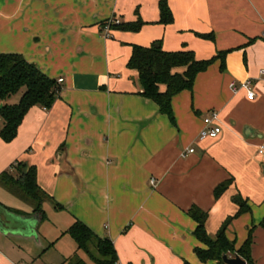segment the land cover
<instances>
[{
    "label": "crops",
    "instance_id": "0c3cea01",
    "mask_svg": "<svg viewBox=\"0 0 264 264\" xmlns=\"http://www.w3.org/2000/svg\"><path fill=\"white\" fill-rule=\"evenodd\" d=\"M160 1L0 0V53L24 56L61 88L50 110L28 112L12 142L0 136V175L18 172L19 162L35 166L52 198L41 221L0 184V264H75L76 256L95 264L67 233L77 220L113 242L117 264H220L197 256L207 246L188 212L208 213L206 230L215 238L239 211L236 196L251 211L230 224L227 237L238 250L254 228L245 261L264 264V0H168L169 25L160 23ZM115 19L143 26L108 34L102 24ZM155 42L198 60L228 52L225 69L217 60L193 91L172 99L175 122L142 95L139 74L128 67L134 46ZM233 82H250L254 99L233 92ZM210 112L222 133L200 140Z\"/></svg>",
    "mask_w": 264,
    "mask_h": 264
},
{
    "label": "trees",
    "instance_id": "16d2710c",
    "mask_svg": "<svg viewBox=\"0 0 264 264\" xmlns=\"http://www.w3.org/2000/svg\"><path fill=\"white\" fill-rule=\"evenodd\" d=\"M160 23L172 24L173 13L168 0L159 3ZM106 22L102 24L104 29ZM143 26L142 21L134 24H119L112 26V30L121 29L137 32ZM205 39L214 40L212 35L202 36ZM228 52H221L209 60H198L193 51L166 52L161 42H155L151 47L134 46L132 56L128 62L130 69L136 70L143 86L142 95L154 101L162 114L167 115L175 122L172 99L183 91H193L197 76L208 70L217 60H221V69H225V59ZM183 68V73L174 70ZM161 86L166 90L161 91ZM25 89L18 104H4L0 107V117L4 121V127L0 131L1 138L12 142L18 135V129L28 112L36 106L50 110L59 98L60 86L54 79L48 77L35 64L26 60L20 54L0 53V100L2 102L17 95ZM19 175L14 178L9 172L0 175L1 180H8L7 187L16 194H21L24 201L30 203L41 221L46 219L43 204L52 198L46 194L37 182V169L26 163H17L14 166ZM231 182L220 184L214 192L218 199L230 186ZM233 202L239 207V211L233 217L228 218L215 238L210 237L206 230L208 213L198 207H192L188 214L198 224L195 231L197 239L207 246V249H196V254L202 262L211 260L224 264L223 257L229 253L239 255L247 262H251V249L253 245L254 228H251L248 237L240 249H236L235 243L227 237L230 224L245 213L251 211L247 202L240 196L233 198ZM55 209L64 210V207L55 203ZM260 226L264 228V220ZM77 243L78 249L85 252L95 264H117L118 255L113 242L109 238H100L83 222L77 220L67 232ZM75 264H87L77 256ZM184 264H190L185 262Z\"/></svg>",
    "mask_w": 264,
    "mask_h": 264
},
{
    "label": "built area",
    "instance_id": "2783aa9c",
    "mask_svg": "<svg viewBox=\"0 0 264 264\" xmlns=\"http://www.w3.org/2000/svg\"><path fill=\"white\" fill-rule=\"evenodd\" d=\"M121 24V21L118 19L111 20L106 22L104 30L109 34L112 31V26ZM264 38V35H263ZM63 79L59 80V83H62ZM231 89L233 92H238L240 89H244L247 92V96L250 100L254 99L255 92L252 89V85L250 82H243L239 87L235 82L231 84ZM218 119V114L216 112H210L204 118V129L200 132L199 139L205 140L207 138H217L221 133L222 129L220 126L216 125V121ZM194 150L190 149L188 153H193ZM260 154L264 153V145L259 150ZM185 155V154H184ZM186 156V155H185Z\"/></svg>",
    "mask_w": 264,
    "mask_h": 264
},
{
    "label": "rangeland",
    "instance_id": "374dc122",
    "mask_svg": "<svg viewBox=\"0 0 264 264\" xmlns=\"http://www.w3.org/2000/svg\"><path fill=\"white\" fill-rule=\"evenodd\" d=\"M24 92H25V89H23L22 91H20L17 95L11 97V99L8 101V103H9V104L12 103V104H14V105H15V104H18L19 101H20V100H18V97L21 98V96L23 95ZM17 101H18V102H17ZM12 104H11V105H12ZM18 175H19V172L14 171V172L12 173V176H13L14 178H17ZM0 184H1L2 187H4L7 191H9L12 195H14L15 197H17V198L23 200L21 194H16L15 192L10 191V188L6 186V184H8V180H7V179H5V180H1Z\"/></svg>",
    "mask_w": 264,
    "mask_h": 264
},
{
    "label": "water",
    "instance_id": "95a60500",
    "mask_svg": "<svg viewBox=\"0 0 264 264\" xmlns=\"http://www.w3.org/2000/svg\"><path fill=\"white\" fill-rule=\"evenodd\" d=\"M140 87L141 89H143L141 81H140ZM4 220H5L4 211L0 207V224H2ZM223 261L225 264H246V261L243 260L239 255H235L233 258H229L228 255H225L223 257Z\"/></svg>",
    "mask_w": 264,
    "mask_h": 264
}]
</instances>
